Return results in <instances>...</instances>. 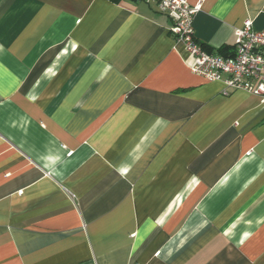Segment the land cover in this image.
I'll return each instance as SVG.
<instances>
[{"label":"crops","instance_id":"0c3cea01","mask_svg":"<svg viewBox=\"0 0 264 264\" xmlns=\"http://www.w3.org/2000/svg\"><path fill=\"white\" fill-rule=\"evenodd\" d=\"M188 3L207 54L264 31V0ZM170 26L0 0V264H264V104L192 74Z\"/></svg>","mask_w":264,"mask_h":264},{"label":"built area","instance_id":"2783aa9c","mask_svg":"<svg viewBox=\"0 0 264 264\" xmlns=\"http://www.w3.org/2000/svg\"><path fill=\"white\" fill-rule=\"evenodd\" d=\"M152 3L171 22L173 38L192 58L190 71L206 82H222L226 90H242L256 96L264 104V31L253 28L251 21L235 29L232 56L207 54L194 36L193 18L200 5L188 0H139Z\"/></svg>","mask_w":264,"mask_h":264},{"label":"trees","instance_id":"16d2710c","mask_svg":"<svg viewBox=\"0 0 264 264\" xmlns=\"http://www.w3.org/2000/svg\"><path fill=\"white\" fill-rule=\"evenodd\" d=\"M219 53H221V52H219ZM233 53H234V51H233ZM233 53H232V54H230V55H229V54H227V55H226V54H222V53H221L220 55H221V56H232V55H233Z\"/></svg>","mask_w":264,"mask_h":264}]
</instances>
